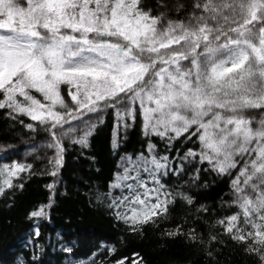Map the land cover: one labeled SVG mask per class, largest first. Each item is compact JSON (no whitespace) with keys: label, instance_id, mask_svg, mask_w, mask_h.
I'll list each match as a JSON object with an SVG mask.
<instances>
[{"label":"snow or ice","instance_id":"obj_1","mask_svg":"<svg viewBox=\"0 0 264 264\" xmlns=\"http://www.w3.org/2000/svg\"><path fill=\"white\" fill-rule=\"evenodd\" d=\"M174 7L175 17L160 0L155 8L143 0H0V110L36 122L25 126L47 134L57 168L64 142L87 147L109 112L117 128L139 115L146 137L164 141L166 152L176 141L194 140L199 151L188 148L181 160L198 158L219 175L234 174L232 204L239 211L218 224L264 264V118L247 115L264 113V0H191ZM146 152L120 157L122 171L106 194L109 209L133 231L166 216L175 195L162 182L170 156L152 143ZM30 168L16 162L0 168V195ZM46 207L51 203L28 218L50 221ZM191 233L193 242H202L195 229ZM39 236L36 226L29 242ZM136 255L132 264H142Z\"/></svg>","mask_w":264,"mask_h":264},{"label":"trees","instance_id":"obj_2","mask_svg":"<svg viewBox=\"0 0 264 264\" xmlns=\"http://www.w3.org/2000/svg\"><path fill=\"white\" fill-rule=\"evenodd\" d=\"M160 2L172 7L173 17L177 3L191 4V0ZM143 3L155 8L157 0ZM247 115L255 121L264 118L260 110H250ZM28 123L36 124L24 116L12 119L0 110V168L13 162L31 165L12 178L13 189L0 195V264H17L18 260L24 264H91L93 260L96 264H115L124 257L128 258L125 264H132L138 259L136 254L142 264H257L255 257L246 254L224 231V225L218 224L239 211L232 204L234 174L219 175L198 158L181 160L188 148L199 151L194 140L176 141L166 152L164 141L146 137L139 115L134 123L129 120L127 128H117L115 113L109 112L97 123L87 147L64 142L62 163L57 168L55 149L47 147L50 138L43 130L28 129ZM114 140L118 148L113 147ZM149 143L155 144L161 155L170 156L169 175L162 177V182L175 195L169 197L166 216L133 231L109 209L106 194L122 171L120 157L147 154ZM5 147L9 151L5 152ZM173 166L179 171L172 172ZM52 171H56L55 176L50 175ZM2 180L0 177V183ZM112 194L118 197L120 191L113 189ZM182 196H190L193 203L187 204ZM49 203L51 207L45 210L50 221L28 218L31 210ZM36 226L40 236L29 242ZM193 229L202 242L192 241ZM176 232L179 234L168 235ZM213 235L217 240H211ZM67 246H72L71 253L63 250ZM113 246L114 253L110 251Z\"/></svg>","mask_w":264,"mask_h":264},{"label":"rangeland","instance_id":"obj_3","mask_svg":"<svg viewBox=\"0 0 264 264\" xmlns=\"http://www.w3.org/2000/svg\"><path fill=\"white\" fill-rule=\"evenodd\" d=\"M38 98H40V97L38 96Z\"/></svg>","mask_w":264,"mask_h":264}]
</instances>
